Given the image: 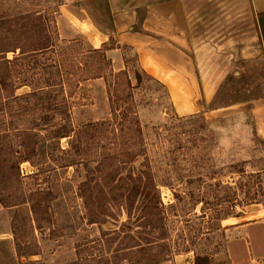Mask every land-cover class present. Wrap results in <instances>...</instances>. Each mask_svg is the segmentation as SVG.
<instances>
[{
	"label": "rangeland",
	"instance_id": "374dc122",
	"mask_svg": "<svg viewBox=\"0 0 264 264\" xmlns=\"http://www.w3.org/2000/svg\"><path fill=\"white\" fill-rule=\"evenodd\" d=\"M104 5L0 0V264H231L226 224L264 207L244 103L264 60L226 80L219 110L179 115L132 49L72 28L109 30Z\"/></svg>",
	"mask_w": 264,
	"mask_h": 264
},
{
	"label": "crops",
	"instance_id": "0c3cea01",
	"mask_svg": "<svg viewBox=\"0 0 264 264\" xmlns=\"http://www.w3.org/2000/svg\"><path fill=\"white\" fill-rule=\"evenodd\" d=\"M104 4L109 30H101L87 16L72 28L90 31L97 39L92 48L114 36L118 44L132 49L141 69L163 86L179 115L219 110L208 106L226 80L264 60L258 18L264 15V0H104ZM244 103L264 141V95ZM226 226L231 264H242L234 248L241 244L249 262L264 264V207L252 205ZM252 242L255 248L249 250Z\"/></svg>",
	"mask_w": 264,
	"mask_h": 264
},
{
	"label": "trees",
	"instance_id": "16d2710c",
	"mask_svg": "<svg viewBox=\"0 0 264 264\" xmlns=\"http://www.w3.org/2000/svg\"><path fill=\"white\" fill-rule=\"evenodd\" d=\"M264 17V15H258V18H259V23H260V25H261V34H262V36H263V40H264V31H263V27H262V18ZM49 46H45V47H42L44 50H46L47 48H48ZM38 49H40V48H38ZM38 49H33V50H31L32 52H35V51H37ZM65 135H67V133L66 132H63V133H58V135L57 136H65Z\"/></svg>",
	"mask_w": 264,
	"mask_h": 264
}]
</instances>
